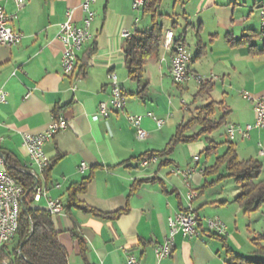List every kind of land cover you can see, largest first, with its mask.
Returning <instances> with one entry per match:
<instances>
[{
	"label": "crops",
	"instance_id": "crops-1",
	"mask_svg": "<svg viewBox=\"0 0 264 264\" xmlns=\"http://www.w3.org/2000/svg\"><path fill=\"white\" fill-rule=\"evenodd\" d=\"M132 1H96L90 26L92 38L77 53L74 72L64 76L60 69L62 45L57 39L59 25L65 21L67 11H72L75 26L82 25V0H26L24 9L10 23L14 31L24 35L23 39L11 48H0V89L7 93L6 102L0 103V150L16 169H34L28 164L21 134H41L53 117L63 118L66 130L43 146L49 162H53L48 174V197L60 199L65 207L68 188L90 177L86 191L77 196L79 202L104 214L126 210L114 220L94 217L76 208H66L52 217L68 264H125L127 253H132L140 264H234L223 242L208 234L205 220L214 217L227 228L223 237L227 248L233 254L253 258L255 247L251 240L264 237V206L243 214L235 202L239 188L235 183L230 185L228 178L215 181L218 175L205 178L202 171L214 160L208 163L206 156V165L201 166L198 153L202 144H188L175 148L169 157L173 166L195 168L191 189L199 190L205 181L213 184L192 201L199 236L178 234L171 256L157 263L154 248L167 235L168 218L185 208L188 189L180 177L171 174L172 166L158 169L157 162L143 168L135 159L164 149L176 126L210 102L220 103L216 119L225 115L224 141L227 124L244 127L253 123L252 103L243 98V93L254 98L264 95V42L259 36V9L264 0H186L182 6H174L170 0L165 10L161 7L165 16L159 22H163L164 30L171 29L174 39L183 41L185 49L192 52L189 72L212 77L209 96H195L199 85L192 80L183 86L175 85L179 93L192 94V106L186 105L183 110L177 102L168 101L174 85L169 75V56L161 45L145 65L144 99L134 95L138 88L128 77L121 34L146 30L150 20L141 10L131 9ZM0 7L7 14L16 10L10 0H0ZM227 36L242 42L231 46ZM89 47H94L95 52L89 60L82 61ZM161 58L165 61L161 62ZM109 74L116 76L126 107L106 119L94 120L99 104L110 98ZM28 92L29 98L24 99ZM148 113L165 119V124L158 129L146 116ZM127 115L142 116L145 140L135 138ZM233 144L240 160L254 159L262 164L259 180L264 181V157L260 155L264 150V129L250 131L248 138L237 136ZM195 157L198 161L193 163ZM81 163L85 164L83 172L79 171ZM219 174H224V169ZM38 177L43 184V174ZM153 177L164 187L149 182L131 191L135 182ZM56 184L60 186L57 189ZM32 205L45 207L44 200ZM72 233L86 247L83 258Z\"/></svg>",
	"mask_w": 264,
	"mask_h": 264
},
{
	"label": "trees",
	"instance_id": "trees-1",
	"mask_svg": "<svg viewBox=\"0 0 264 264\" xmlns=\"http://www.w3.org/2000/svg\"><path fill=\"white\" fill-rule=\"evenodd\" d=\"M186 0H173L174 6H182ZM163 0H144L141 13L143 16H149L150 27L143 31H136L129 39H126L123 46V51L126 57L125 67L127 69L129 79L137 85L135 96L144 99L147 91V84L143 82L144 69L147 61H149L160 49V43L164 34V28L159 20L165 15L161 13ZM176 17V16H174ZM175 22L171 28H174ZM227 41L231 46L240 45L242 41H234L228 36ZM176 43L184 46V42L180 39H175ZM95 48L89 47L83 54L82 61H87L94 54ZM77 65V61H76ZM81 70V69H80ZM213 89L211 81H205L198 86V91L195 96H209ZM220 103L210 102L201 109L196 110V113L189 120L178 124L173 135L166 144L165 148L160 151L146 152L135 160L142 162L149 160L152 157L157 159L158 169L164 167L175 168L173 161L169 157L174 152L178 145H188L205 138L207 147L203 151L206 155L213 153L220 146H225L223 153L216 156L212 166L202 171L205 178L218 175L215 181H220L226 178L233 179L235 185L239 188V194L235 197V202L241 208L243 214H249L257 211L264 206V181H260L262 164L254 159L240 160L233 142L226 141L216 144L206 136L212 135L224 126L225 115L216 119L214 117L216 109ZM194 128L196 130H194ZM190 132H192L190 134ZM5 156V166L7 173L14 178L17 183L25 190L24 198L19 207L18 229L13 242L16 246L9 251L12 256V264H68V255L65 248L59 241V232L56 230L52 217L44 210L32 205L33 185L34 180L27 174L18 172L16 166L11 165L10 157ZM53 166V162L48 164L43 172V181L38 182L45 189L50 183L48 174ZM224 169V174L219 172ZM91 178H86L79 183L72 184L67 192V205L64 210L76 208L84 213L91 214L94 217L101 219L114 220L121 216L125 211H117L114 213L104 214L83 205L77 199L79 194L86 191ZM158 182L162 188L163 183L156 177L148 180L137 181L132 185L131 191H135L139 186L149 183ZM213 182L205 181L198 191L201 194L206 188L210 187ZM181 209L180 211H184ZM211 238L220 239L226 249V255L230 262L234 264H264V241L263 236H257L251 240L255 247L253 258H247L233 254L226 246L225 240L221 236H216L208 231ZM73 239L77 241L80 256H85L86 247L83 241L75 234H71ZM19 254H18V253Z\"/></svg>",
	"mask_w": 264,
	"mask_h": 264
},
{
	"label": "built area",
	"instance_id": "built-area-1",
	"mask_svg": "<svg viewBox=\"0 0 264 264\" xmlns=\"http://www.w3.org/2000/svg\"><path fill=\"white\" fill-rule=\"evenodd\" d=\"M15 6L13 14H7L0 7V48H11L21 42L24 35L21 32L14 31L10 23L18 17V14L24 9L26 0H10ZM97 0H82L80 5L83 13L82 25L75 26L72 23V11H67L65 14V21L59 25L57 39L62 45V52L60 56V69L64 76H70L76 67L77 53L86 47L91 40L90 26L95 18L94 6ZM131 9L139 11L138 0H133ZM137 21V20H136ZM121 36L126 40L132 35L123 31ZM259 36L264 41V5L259 9ZM161 46L169 56V75L171 81L176 86H183L188 81L192 80L195 84L200 85L205 81L212 80L210 78H202L198 75L189 72V54L185 47L180 43H176L171 29L166 30L161 39ZM165 58H161L164 62ZM110 84V98L108 102H101L98 106L97 112L93 119H106L112 113L123 112L126 107V98L123 94L120 85L117 82L114 74H109ZM30 92H28L24 99H28ZM243 98L252 103V111L254 114L253 123L244 127L235 124H227L225 129V137L228 141L233 142L237 136L248 138L249 132L256 129H264V95L261 97H251L243 93ZM7 93L0 89V103H5ZM182 107L185 106L183 100H180ZM160 129L165 124V119L156 117L150 113L146 114ZM127 121L135 129V138L138 141L145 140L146 131L141 128L142 116H126ZM67 122L60 117H53L47 129L37 135L22 133L21 145L26 150L28 157V164L34 168L39 175H42L49 164V159L43 151L45 142L51 140L57 133L66 130ZM2 139L0 138V143ZM261 147V145H260ZM260 155L264 157V150L261 149ZM195 157L193 162H197ZM155 157L150 158L139 163L141 167H147L151 164H156ZM34 169L19 168L18 172L27 174L34 180L33 185V203H39L44 200L45 211L51 216H58L63 213L64 205L58 198H50L47 195V189L38 184V174ZM85 164L81 163L79 171L83 172ZM195 172V168H172L171 174L180 177L184 186L188 189L185 200V210L179 211L170 216L167 220V235L162 243L154 248V255L156 262H160L159 251L169 252L171 256L174 249L175 237L180 234L183 237H198L197 229L198 217L192 209V201L197 198L198 191L190 188V180ZM59 185H54V188H59ZM25 190L17 181L12 178L5 169V156L0 151V254H3V264H12V256L9 254L8 246L16 237L18 229V215L19 207L24 198ZM208 231L216 236L224 237L227 235V228L225 224L217 217L205 220ZM18 253V252H17ZM19 254V253H18ZM125 264H140L137 258L132 253H127Z\"/></svg>",
	"mask_w": 264,
	"mask_h": 264
},
{
	"label": "rangeland",
	"instance_id": "rangeland-1",
	"mask_svg": "<svg viewBox=\"0 0 264 264\" xmlns=\"http://www.w3.org/2000/svg\"><path fill=\"white\" fill-rule=\"evenodd\" d=\"M169 1L170 0H163V4H162V10H165V7H167V5L169 4ZM147 18H149V17H147ZM148 20V19H147ZM150 20V19H149ZM163 20H165V19H163ZM162 20V21H163ZM160 23H163V22H161L160 21ZM188 52V54L189 55H191L192 54V52H191V54H190V52L189 51H187ZM174 85V84H173ZM169 94H170V97H171V99H168V101H173V102H177L178 104H179V106H180V110H183L184 108H185V106L186 105H189L190 107L192 106V104H193V101H192V94H191V92H188V93H186V92H183V93H179V91H178V89L175 87V85H174V88H171V91L169 92ZM127 98H131V96L130 95H127L126 96ZM180 100H183V102H184V104H185V106L184 107H182L181 106V104H180ZM169 103V102H168ZM189 118H191V116H188L187 115V118H186V120L185 121H187ZM223 128H224V126H222L217 132H215L214 134H212V135H210V136H208L209 138H211V140H214L215 142H217V141H219V142H224V137H223ZM194 130H196L195 128H194ZM192 132H190V134H191ZM207 141L206 140H204V138H201L199 141H197V142H195V143H192L193 145H199V144H202V146H201V148H200V151H199V153H198V155L201 157V163H200V165L201 166H203V165H206V161H205V159H206V156H208V163H213V160H214V158L216 157V156H219V155H221L222 153H223V151H224V148H217V150H216V152H215V154H213V153H210V154H208V155H206V153H204L203 151L205 150V148L207 147ZM223 147V146H222ZM203 149V150H202ZM193 163H195V162H193ZM229 179V184L231 185H233L234 184V182H233V179H230V178H228ZM16 246V243H14V242H11L10 243V245L8 246V249H9V251H11L14 247Z\"/></svg>",
	"mask_w": 264,
	"mask_h": 264
},
{
	"label": "bare ground",
	"instance_id": "bare-ground-1",
	"mask_svg": "<svg viewBox=\"0 0 264 264\" xmlns=\"http://www.w3.org/2000/svg\"><path fill=\"white\" fill-rule=\"evenodd\" d=\"M143 2L144 0H138V7H139V11L143 8ZM264 42V41H263ZM1 145V143H0ZM1 151V150H0ZM170 257L169 252L166 251H159V258L160 261L164 260L166 258ZM0 264H3V254H0Z\"/></svg>",
	"mask_w": 264,
	"mask_h": 264
}]
</instances>
